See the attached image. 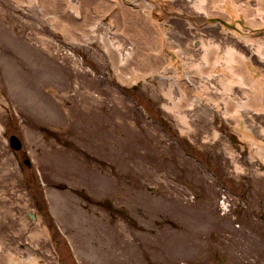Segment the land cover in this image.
Listing matches in <instances>:
<instances>
[{"label": "rangeland", "instance_id": "obj_1", "mask_svg": "<svg viewBox=\"0 0 264 264\" xmlns=\"http://www.w3.org/2000/svg\"><path fill=\"white\" fill-rule=\"evenodd\" d=\"M2 1L12 9V0ZM250 1L254 6L256 1ZM187 3L189 0H166V34L182 45L195 35L216 39L224 36L219 23H204L195 30L193 24L176 20L171 7ZM14 8V13L32 25L18 32L23 40L18 45L24 50L26 47L27 53L15 50L8 32L2 34L1 41L10 51L2 52L0 41L3 253L11 251L18 259L33 255L46 264H77L72 260L75 254L82 264H108L106 258L100 262V255L107 254L113 262L111 256L119 255L113 254V249L122 248L131 264H191L199 255L210 264V252L205 250L210 246L220 255H230V264H241L236 249L240 239L220 238L226 229L235 230L219 213L220 200L233 203L236 199L215 185L223 180L211 177L208 166L188 158L160 130L162 121L176 132L180 126L173 113L163 107L179 96L177 86L172 89V98L163 95L171 81L169 75L160 79H147L146 75L140 84L132 86L122 83L114 75L112 60L102 44L95 40L70 46L58 32L47 25L37 26L35 17ZM110 19L108 15L102 22L109 24ZM37 35L44 37L38 42L29 37ZM57 47L59 52L69 50L72 56H54ZM11 55L26 65L7 70L9 64L13 65ZM253 58L264 73V62L255 54ZM133 66L126 65L131 73ZM211 80L212 86H218L215 79ZM233 91L240 92L236 84ZM210 94L217 95L214 90ZM218 103L221 107L222 102ZM182 111L188 128L181 140L192 148L193 158L222 163L225 181L233 190L245 186L252 196L264 195V168L258 156H251L256 154V147L233 128L235 120L227 117L223 122L204 103ZM261 112L241 111L254 138L264 144V133L259 130L260 120L264 125ZM12 133L23 142L19 151L9 147L8 136ZM26 149L32 156L29 167L22 163ZM229 155L239 169L231 165ZM35 167L40 175L35 174ZM191 190L200 193L201 199H193ZM27 211L37 215L36 221L27 218ZM248 216L254 220L253 215ZM107 238L115 241L108 252L102 242ZM247 242L250 248L260 251L254 239ZM70 243L75 248L73 253L68 252ZM132 244L134 250L129 251ZM203 261L199 259L197 264Z\"/></svg>", "mask_w": 264, "mask_h": 264}, {"label": "bare ground", "instance_id": "obj_2", "mask_svg": "<svg viewBox=\"0 0 264 264\" xmlns=\"http://www.w3.org/2000/svg\"><path fill=\"white\" fill-rule=\"evenodd\" d=\"M0 1V41L4 36L2 34L8 32L13 38L10 44L17 52L27 53L26 47L24 50L23 46L18 45L23 41L18 32L31 23L14 13L13 5L14 11L35 17L37 26L47 25L58 32L62 41L70 46L75 43L90 44L95 40L97 44H102L112 60L115 76L122 83L132 85L146 75L147 79L169 75L167 77L171 81L166 90L163 89V95L172 98V89L177 86L179 96L171 101L172 104L164 103L163 107L179 121L180 134L186 135L188 128L186 113L182 110L196 103H204L210 111H220L223 118L232 117L237 125L241 124L236 128L242 132V138L256 147V154L251 153V156H258L264 161V144L244 129L241 119L242 110L244 113L262 111L264 114V73L252 60L255 54L257 59L264 62V0H255L254 6L250 0H189L190 3L185 5L171 7L176 20L183 19L193 24L195 30L204 23H219L224 33L218 39L195 35L184 45L166 34V18H163L167 14L166 0H12L11 10L7 8L6 1ZM195 12L197 14L194 16ZM108 15L111 17L109 24L103 23L102 19ZM29 37L38 42L44 36ZM48 39L51 43V38ZM128 40L130 43L127 45ZM2 47V52L10 51L4 42ZM59 49L57 47L52 52L54 56L59 55L62 59L72 56L69 50L59 52ZM10 60L13 65L9 64L7 70L27 63L18 61L14 55L10 56ZM127 64L134 65L133 73L129 72ZM211 79H215L218 86H212ZM234 84L240 90L238 94L233 91ZM212 90L217 93L215 97L210 94ZM218 102H222L223 109ZM250 119L253 120V115H250ZM262 123L263 120H260L261 134L264 133ZM235 168L239 169L240 166L235 163ZM79 215L80 219H84ZM102 242L106 252L115 246V241L110 238L102 239ZM115 253H119L117 264H131L130 260L126 261L127 256H124L122 248ZM10 261L17 264H46L33 255L18 259L12 252H0V264H9Z\"/></svg>", "mask_w": 264, "mask_h": 264}]
</instances>
